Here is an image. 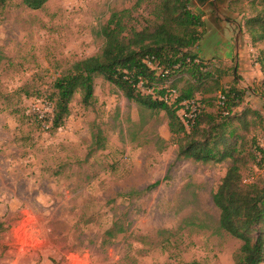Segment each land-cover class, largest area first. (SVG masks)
<instances>
[{
    "label": "rangeland",
    "instance_id": "rangeland-1",
    "mask_svg": "<svg viewBox=\"0 0 264 264\" xmlns=\"http://www.w3.org/2000/svg\"><path fill=\"white\" fill-rule=\"evenodd\" d=\"M157 2L0 4V264H235L242 242L220 228L213 200L232 160H177L166 113L128 100L102 76L90 105L78 92L62 126L51 123L57 79L102 53L111 15L129 10L128 27L142 30ZM217 5L220 17L241 24L240 39L251 41L247 20L264 9L262 0ZM192 9L211 25L224 21L210 3ZM252 49L253 62L239 76L245 102L236 110L250 111L228 126L242 137L243 184L264 182V41ZM235 65L213 59L203 66L226 72L227 86ZM194 107L179 111L183 122Z\"/></svg>",
    "mask_w": 264,
    "mask_h": 264
},
{
    "label": "trees",
    "instance_id": "trees-1",
    "mask_svg": "<svg viewBox=\"0 0 264 264\" xmlns=\"http://www.w3.org/2000/svg\"><path fill=\"white\" fill-rule=\"evenodd\" d=\"M7 1L0 0V4ZM50 1L22 0L31 10H40ZM193 2L213 6L212 0H159L152 13L154 20L142 30L128 27L129 10L114 12L101 29L105 40L102 53L75 62L66 75L57 79L54 85L57 93L51 100V123L54 128L62 126L78 92L82 103L90 105L95 79L99 76L118 88L128 100L156 113L165 112L170 132L178 136L177 160L205 163L215 159L232 160L213 196L221 213L220 228L242 242L235 264H263L264 182L243 184L241 170L246 159L241 155L242 137L228 130L230 121L241 120L250 111L248 108L241 113L236 111L242 108L246 92L238 87L242 79L236 68L233 84L224 86L222 79L226 72H213L203 66L208 61L196 49L207 33V23L203 15L192 9ZM221 2L217 0V4ZM226 18L241 29L236 20ZM247 27L252 45L264 41V9L247 20ZM180 82L182 87L178 86ZM195 104L197 107L191 111L189 108ZM185 107H189V115L183 122L179 111ZM213 107L217 110L209 112ZM94 138L95 144H99L96 147L103 149L101 136L98 139L95 134ZM261 152L264 151L261 149Z\"/></svg>",
    "mask_w": 264,
    "mask_h": 264
},
{
    "label": "crops",
    "instance_id": "crops-1",
    "mask_svg": "<svg viewBox=\"0 0 264 264\" xmlns=\"http://www.w3.org/2000/svg\"><path fill=\"white\" fill-rule=\"evenodd\" d=\"M216 15L224 21L220 23L214 22V24L211 25V22L203 16L207 23V33L197 48L199 56L207 61L213 59L215 62L221 61L226 66H228V63L235 60L237 75H244L243 71H247L250 63L253 62L252 59L254 55L252 54V43L248 38V40L246 38L243 40L240 39L242 33L241 29H239L238 35L235 37L233 23L225 17H220L219 13H216ZM258 65L259 64H256L254 66L255 69L253 68V72L256 74L255 78L261 75L263 76Z\"/></svg>",
    "mask_w": 264,
    "mask_h": 264
},
{
    "label": "water",
    "instance_id": "water-1",
    "mask_svg": "<svg viewBox=\"0 0 264 264\" xmlns=\"http://www.w3.org/2000/svg\"><path fill=\"white\" fill-rule=\"evenodd\" d=\"M213 1V7L216 11V13H219L218 5H217V0H212ZM227 19V18H226ZM228 20V19H227Z\"/></svg>",
    "mask_w": 264,
    "mask_h": 264
}]
</instances>
